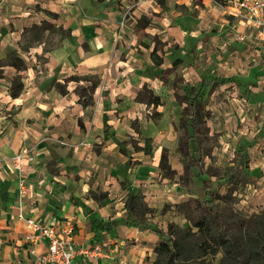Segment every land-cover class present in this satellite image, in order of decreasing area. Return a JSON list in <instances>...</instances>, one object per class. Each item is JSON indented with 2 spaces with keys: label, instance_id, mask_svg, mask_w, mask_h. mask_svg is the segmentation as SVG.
I'll return each mask as SVG.
<instances>
[{
  "label": "crops",
  "instance_id": "1",
  "mask_svg": "<svg viewBox=\"0 0 264 264\" xmlns=\"http://www.w3.org/2000/svg\"><path fill=\"white\" fill-rule=\"evenodd\" d=\"M10 1L22 2L25 19L7 20L13 31L0 35V58L15 53L24 65L0 66V264H34L46 250L45 240H24L20 212L71 229L78 251L100 246L74 264H153L155 230L176 224L173 205L195 197L179 184L185 103L177 95L197 92L201 101L232 90L245 104L232 107L235 119L264 112V28L238 0ZM141 18L148 25L136 32ZM204 111L216 141L203 143L213 148L223 129L213 132L214 113ZM22 149L34 161L20 172L9 159ZM163 149L172 180L159 168ZM133 195L151 211L138 221L128 210Z\"/></svg>",
  "mask_w": 264,
  "mask_h": 264
},
{
  "label": "rangeland",
  "instance_id": "2",
  "mask_svg": "<svg viewBox=\"0 0 264 264\" xmlns=\"http://www.w3.org/2000/svg\"><path fill=\"white\" fill-rule=\"evenodd\" d=\"M24 9L22 2L0 0L1 37L5 27L9 33L13 31V26L7 21L8 19H25L23 16ZM39 9L40 6L36 5L35 10ZM15 14L21 15V18H13ZM15 32L17 33V31ZM14 59H16L15 53L0 58V66H6ZM2 72L0 70V78H3ZM13 78L14 80H11L13 89H17L20 85L19 78L16 76ZM233 92L227 90L212 96L201 95L202 105L207 106L211 113H214L211 119L209 118V127L213 132L219 129L223 130L217 133L219 141L213 148L207 146L206 143L201 144L199 152L202 150L205 155L199 160V165L193 172L197 180H192L189 185L195 195L194 198H198L200 201L208 200L207 206L213 207V210L220 215L212 222L213 229L223 232L232 246L225 258L222 252L202 257L194 246L186 247L176 264L264 263V259L257 261L252 257L254 237L258 235L264 239V112L258 111V109H249L241 115L240 119H235L236 114L231 115L234 111L232 107L242 109L241 104H245L238 98L243 94L238 93L237 95ZM234 98L237 102L234 101L231 105L230 101ZM228 116L233 117L232 121ZM230 123L231 127H229ZM226 126H228L227 129H224ZM195 155L198 157V154ZM232 172H235V175L239 177L241 176L246 183L239 185L236 190L229 191L230 188L227 180H225V175ZM203 180L211 181V190L224 198L212 201L209 192L202 188ZM185 200L182 198L181 203ZM181 203L173 205V211L180 219H176V224L174 222L170 224L177 225L181 230H186L188 227L187 229L190 231H186L194 233L196 229L191 228L187 219L179 211L178 205ZM166 208L169 207L165 206V210ZM196 239L195 236L190 238L192 245Z\"/></svg>",
  "mask_w": 264,
  "mask_h": 264
},
{
  "label": "trees",
  "instance_id": "3",
  "mask_svg": "<svg viewBox=\"0 0 264 264\" xmlns=\"http://www.w3.org/2000/svg\"><path fill=\"white\" fill-rule=\"evenodd\" d=\"M160 5H163L164 0H156ZM49 15L54 16L49 13ZM148 23L144 18H141L136 26V32L143 30ZM145 34H140V38ZM151 58L154 64H159L160 59L157 57L155 50L151 53ZM177 64L173 63L172 70ZM20 69L24 64L23 61L16 57L14 61L10 63ZM169 70V71H170ZM169 71H164L167 73ZM166 78L163 77V80ZM175 86V85H174ZM177 87V85H176ZM20 89L18 85L17 89L12 92V95H16ZM196 92V90H195ZM182 96H178V101L185 103V107L182 111L179 126L182 129L183 134L178 138V147L176 152L180 154L183 163V172L180 176L179 184L182 187H187L191 184L196 175L193 173L199 165V160L205 155L202 150L199 149L203 142L213 143L216 141L215 137H209V129L206 126L205 119L208 116V112L204 111L202 102L199 100V95L192 93L191 91L184 90ZM177 94V93H176ZM149 101L154 105L160 104L157 97L149 96ZM195 146V147H193ZM195 154H198L196 157ZM208 156V154H206ZM159 168L164 174V177L172 180L175 171L170 169L168 163V151L162 150ZM225 180L229 185V191L236 190L239 185H244L246 181L240 176L235 175V172L225 175ZM211 181L203 180L202 188L204 191L209 192V197L212 201L224 198L219 193L211 190ZM208 200L200 201L198 198L190 197L186 199L179 206V211L187 219L192 229H196L194 233H188V230H181L180 227L174 224L167 225L166 235L163 231L156 229L155 232L158 235V243L154 248L155 260L153 264H176L179 260V256L186 250V247L194 246L199 252L200 256L216 255L222 252L224 258L227 256L229 249H231L232 243L224 236L223 232H218L213 229L212 222L220 215L213 210V207L207 206ZM128 210H133L134 218L138 221L143 214L151 212L145 207L138 195L130 196ZM165 211V207L161 212ZM136 212V213H135ZM195 236L197 239L192 245L190 238ZM252 257L257 261H263L264 259V239L260 236H256L253 239ZM264 264V263H263Z\"/></svg>",
  "mask_w": 264,
  "mask_h": 264
},
{
  "label": "built area",
  "instance_id": "4",
  "mask_svg": "<svg viewBox=\"0 0 264 264\" xmlns=\"http://www.w3.org/2000/svg\"><path fill=\"white\" fill-rule=\"evenodd\" d=\"M237 7L244 11L255 28H264V0H238ZM9 161L15 169L23 172L26 163L34 161V152L29 149H22L13 155ZM17 217L28 229L24 235V240L31 247L39 241H46L45 252L36 256L34 264H74L73 260L78 254L91 256L92 254L97 255L101 251L99 245L92 249L78 251L72 241L71 229L61 230L53 225L39 223L22 212Z\"/></svg>",
  "mask_w": 264,
  "mask_h": 264
}]
</instances>
